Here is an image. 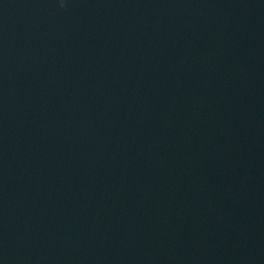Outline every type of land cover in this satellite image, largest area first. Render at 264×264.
I'll list each match as a JSON object with an SVG mask.
<instances>
[{
  "label": "water",
  "instance_id": "1",
  "mask_svg": "<svg viewBox=\"0 0 264 264\" xmlns=\"http://www.w3.org/2000/svg\"><path fill=\"white\" fill-rule=\"evenodd\" d=\"M0 264H264V0H0Z\"/></svg>",
  "mask_w": 264,
  "mask_h": 264
},
{
  "label": "clouds",
  "instance_id": "2",
  "mask_svg": "<svg viewBox=\"0 0 264 264\" xmlns=\"http://www.w3.org/2000/svg\"><path fill=\"white\" fill-rule=\"evenodd\" d=\"M60 7L63 8L65 6V0H59Z\"/></svg>",
  "mask_w": 264,
  "mask_h": 264
}]
</instances>
